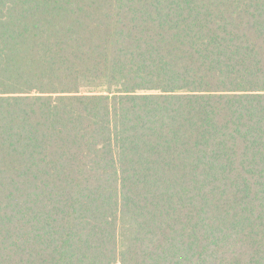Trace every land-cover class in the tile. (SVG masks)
<instances>
[{"label":"trees","instance_id":"1","mask_svg":"<svg viewBox=\"0 0 264 264\" xmlns=\"http://www.w3.org/2000/svg\"><path fill=\"white\" fill-rule=\"evenodd\" d=\"M0 264H264V0H0Z\"/></svg>","mask_w":264,"mask_h":264}]
</instances>
